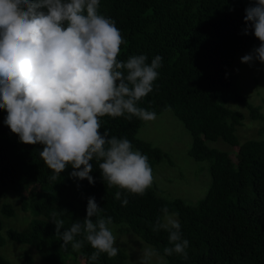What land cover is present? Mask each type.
Masks as SVG:
<instances>
[{
  "label": "trees",
  "instance_id": "obj_1",
  "mask_svg": "<svg viewBox=\"0 0 264 264\" xmlns=\"http://www.w3.org/2000/svg\"><path fill=\"white\" fill-rule=\"evenodd\" d=\"M255 0H100L99 14L113 19L126 44L118 57L145 54L148 63L162 57L154 90L138 102V106L157 115L169 108L189 132L192 145L189 156L195 161H210L211 184L205 197L196 205L180 199L167 201L155 189L143 196L127 193L118 187H107L98 163L94 160L95 183L70 176L68 166L57 181H51V170L40 158L43 146L21 143L17 134L4 123L7 112L0 109V199L8 193L18 195L29 189L31 195L21 199L23 211L32 213V220L22 231L7 229L5 237L13 243L42 249L45 264H66L68 258L89 260L94 249L86 241L74 251L69 243L62 246L51 221L55 212L64 220L63 232L86 217L87 201L94 197L103 209L100 215L113 218V224L124 223L143 241L166 258V264H264V139L239 143L235 128L241 114L225 107L230 100L244 101L235 93L230 73L239 52L258 47L260 41L252 31L244 34L245 9ZM245 102V101H244ZM251 115L256 110L247 106ZM263 121L264 118L258 116ZM102 119L110 136L127 138L147 155L152 169L163 153L136 138L141 120L133 117ZM221 140L244 152L237 161L229 153L207 149L206 142ZM122 192L128 204L122 206L115 193ZM11 197V196H10ZM175 213L184 239L189 241L188 259L173 254L168 232L154 231L153 225L162 216L163 207ZM0 214L11 218L12 204L3 203ZM95 219V217L93 218ZM0 219V248L5 243ZM77 236L76 239H82ZM124 252L114 258L101 254L95 264H126ZM30 257L25 264H31ZM0 264H12L0 255Z\"/></svg>",
  "mask_w": 264,
  "mask_h": 264
},
{
  "label": "clouds",
  "instance_id": "obj_2",
  "mask_svg": "<svg viewBox=\"0 0 264 264\" xmlns=\"http://www.w3.org/2000/svg\"><path fill=\"white\" fill-rule=\"evenodd\" d=\"M99 5L100 0H0V109L21 143L43 146L39 155L51 181L71 166L72 178L94 184L90 162L95 160L107 187L143 196L154 181L147 155L134 150L126 137L101 132V118L156 120L157 114L138 102L153 92L162 57L156 55L150 64L145 54L118 59L126 40L113 19L99 14ZM244 21V34L252 31L260 45L241 63H264V0L245 9ZM115 199L122 206L129 202L121 191ZM102 211L89 197L83 223L61 232L64 220L55 212L51 219L62 246L70 243L78 251L85 241L91 245L92 264L101 254L114 258L119 252L113 218ZM161 212L153 230L168 232L171 246L164 255L187 260L189 241L176 214L166 206ZM154 256L159 253L146 251L142 264H151Z\"/></svg>",
  "mask_w": 264,
  "mask_h": 264
},
{
  "label": "rangeland",
  "instance_id": "obj_3",
  "mask_svg": "<svg viewBox=\"0 0 264 264\" xmlns=\"http://www.w3.org/2000/svg\"><path fill=\"white\" fill-rule=\"evenodd\" d=\"M254 48L239 52L230 67L235 93L245 101L232 99L225 104L227 109L242 116L240 124L235 128L239 143L264 139L263 121L258 118V116L264 118V63L259 60H254L250 64L241 63V58L251 53ZM247 106L254 108L256 114L252 116ZM136 138L158 148L164 155L161 162L153 168L154 181L149 189H155L159 196L167 201L180 199L189 205H196L205 197L211 184L210 161H195L189 156L191 136L171 110L157 115L154 121L141 120ZM206 146L207 149L229 153L234 161L244 154L239 146L231 147L221 140L206 142ZM30 195L27 189L18 195L8 193L5 198L0 199V208L3 203H10L15 211L11 218L0 214L3 227L1 233L5 238L0 255L12 264H25L26 257L31 258V264H45L42 249L13 243L5 237L7 229L22 231L32 220V213L29 210L23 211L20 201L21 199L27 201ZM110 227L116 236L115 246L126 256V264H142L143 253L150 249L154 250L153 246L133 233L126 224H113ZM166 263V258L161 255L154 256L151 261V264ZM66 264H82V261L80 258L76 260L70 257Z\"/></svg>",
  "mask_w": 264,
  "mask_h": 264
}]
</instances>
